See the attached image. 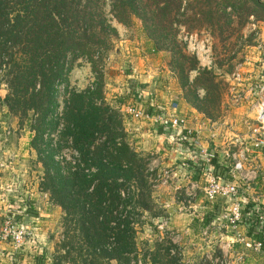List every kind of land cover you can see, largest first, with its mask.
<instances>
[{
  "label": "rangeland",
  "instance_id": "374dc122",
  "mask_svg": "<svg viewBox=\"0 0 264 264\" xmlns=\"http://www.w3.org/2000/svg\"><path fill=\"white\" fill-rule=\"evenodd\" d=\"M115 25L117 35L112 38L110 50L105 52L102 58L96 59V71L101 75L91 69L89 63L78 60L69 70L67 81L74 89L82 91L87 89L91 94L95 93L96 84L98 82L101 84L100 92L104 105L109 107L108 113L113 111L117 113L116 118L122 123L125 141L133 143L129 129L134 123L133 120L146 121L134 119L126 111L127 103L133 98L132 92L130 90L127 92L126 89L133 88L130 82L135 79L134 75H137V63L142 61L136 59L134 62V59L138 55L136 51L142 50L143 54L147 53L155 60L162 59L165 64L171 75L167 83L171 93L167 94H172L169 95L167 105L172 108L179 103L182 116L175 111L176 109L174 112L186 120L188 128L193 130L194 124L200 120L205 127H209V130L220 129L221 135H225L224 131L227 135L230 126L241 128L240 132L235 133L234 138H240L242 142L250 141L252 138L264 140V120L257 118L255 108L259 103V96L254 93L258 90V85L264 82V21L249 17L243 26L236 24L234 32L223 34L224 38L229 36L223 41L220 40L222 36L218 38L217 31L211 30L212 27L189 32L192 34H186L182 30L176 42L177 46L173 47V50H158L160 52L157 54L148 53L149 50L145 46L148 38L137 17H132L127 25ZM147 44L149 45L148 41ZM181 53L185 55L184 58L180 56ZM192 64L207 68L212 71V75L190 71L189 67ZM235 72L241 75L242 79L239 82L232 78ZM232 87L241 94L237 102L234 90H230ZM63 88L64 84H61L56 92L57 109L54 113L59 116H61L59 104L63 108L66 98V90ZM248 88H252V92L247 96ZM138 89L141 94L140 87ZM7 92L6 78L0 75V221L8 216L21 222L28 209L34 205L38 219L36 230L42 236L39 241L42 244L47 241V249L52 252L48 254L44 246H41L43 253L52 259L49 263L83 264L73 252L69 256L70 259L61 258L68 250L67 247L62 248V244L68 242L63 211L54 204L42 185L45 156L39 157L30 144L33 137L31 120L34 116L32 112L22 114L20 110L16 114L10 111L4 100ZM94 101L100 103V100ZM147 104L143 102V111L147 112ZM155 112L156 110L152 114ZM62 122L64 135L62 133L54 136L55 142L61 138L59 147L57 146V149L55 147L54 150L48 148L45 152H54L58 160L66 159L71 165L76 162V156L69 132L65 131L66 122L64 119ZM152 124L157 128L154 122ZM161 152L139 150L145 161L146 188L150 193L149 209L135 217L134 239L138 249L131 255L130 263L126 264H152L154 252L155 264H169L167 258L163 257L167 252L172 258L178 259L176 264H264V247L257 248L254 245V237L249 236L248 227L242 225L243 227L238 228L236 233L238 236L235 234L236 230L223 218V214L229 212L233 201L226 196L207 201L203 194V177L200 178L201 182L198 178L190 179L199 182V188L191 187V181L189 182L187 178V183L181 182L183 176L178 167L180 159L176 161L166 159L168 163L166 160L161 161L159 158ZM259 152L261 155L264 153V146ZM257 153H252L249 158L252 156L256 158ZM253 162L257 165V159H253ZM257 175L250 173V181L247 184L236 178L235 184L244 205H247V200L250 202L249 199L252 197L246 192L248 190L245 191V187L251 186ZM220 176L227 180L228 175L224 177L220 173ZM259 176L263 179L261 183L264 184V174ZM258 199L256 202L264 211V190ZM68 235L70 236L71 232H68ZM38 243L27 244L24 241L22 245L16 247L9 239L7 243L2 244V248L14 250L13 248L31 246L34 251L40 247ZM36 257L33 255L34 262ZM99 264L110 263L104 259Z\"/></svg>",
  "mask_w": 264,
  "mask_h": 264
},
{
  "label": "trees",
  "instance_id": "16d2710c",
  "mask_svg": "<svg viewBox=\"0 0 264 264\" xmlns=\"http://www.w3.org/2000/svg\"><path fill=\"white\" fill-rule=\"evenodd\" d=\"M134 16L154 50H173L182 30L192 34L212 27L223 41L229 37L223 34L234 32L236 24L243 26L249 17L264 21V0H0L5 104L16 114L21 110L34 116L30 144L39 157L45 156L42 185L63 211L68 242L62 248L68 250L61 258L70 259L73 252L83 264L104 259L110 264L130 263L138 249L135 217L149 209L145 161L125 141L117 113H108L101 84L91 94L67 81L78 60L97 72L96 59L110 50L117 35L115 24L127 25ZM189 70L212 75L197 64ZM61 84L66 98L63 108L59 104V116L54 112ZM63 119L76 156L71 165L54 152H45L59 147L61 138L55 142L54 136L62 135ZM246 204L245 210L253 212V205ZM243 221L249 236L264 247V225L256 230L257 216ZM163 257L169 264L178 261L169 252ZM152 258L155 264V252Z\"/></svg>",
  "mask_w": 264,
  "mask_h": 264
},
{
  "label": "crops",
  "instance_id": "0c3cea01",
  "mask_svg": "<svg viewBox=\"0 0 264 264\" xmlns=\"http://www.w3.org/2000/svg\"><path fill=\"white\" fill-rule=\"evenodd\" d=\"M147 41L149 42V45L147 44ZM145 46H147L146 48L149 50L148 53L155 52L157 54L160 52L158 50H154L152 42L148 39H146ZM136 52L138 55L135 57L134 62H136V59H142V61L137 63V75H134L135 79H132L130 84H132V87L136 85L140 87L142 91V95L140 94L142 97V102L148 103L146 105L147 112L153 113V111H155V107L153 106L158 103L163 104L168 110H170V107L167 104L169 103V95L172 94H167L171 93L170 87L167 86V83L169 81V76L171 77V75H169L167 69L165 68V64L162 62V59L155 60L153 57H151V55L147 53L143 54V50ZM132 89L133 88L128 90L126 89V91H132ZM246 94L247 96L249 95V93ZM176 111L182 116L183 113L179 110V103L176 104ZM133 121L134 123L131 127H129L132 134L131 141L133 143L129 145L136 152L146 149L151 151V153H160L162 151L161 156H159L161 161L166 159L168 161H176L178 158H186V160H188L187 162L190 164L193 163V161L195 162L203 158L201 151L211 152L214 155L213 164L211 160L209 165L211 168H213V172L218 175H220V173L224 176L228 175L227 180L234 183L237 181L236 178H240L243 180V183L247 184V182L250 181V173H257V177L255 176V180L251 183V186L247 185L245 191L248 190L246 192L252 196L251 199H249L250 202L247 200L248 204H252L253 206L257 205L260 207V204H258L256 200H259L258 197L262 195L264 190V184L261 183V180L263 179H261L259 176L260 174H264V153L261 155V153L258 152L256 158H253V156L252 158H249L247 162L244 163L243 169L239 172L234 170L233 161L228 156V154L236 152L242 146L236 145V139L234 138L235 133L240 132V130H242L241 128L237 126H230L229 133L226 135V131H224L225 135H221L219 133L220 129H218V131L209 130V127H205V125L200 123V120H197L196 124H194L195 128H193V130L198 132V134H196L198 135V143L196 146H192L189 144L188 140L178 137V135H176L178 133L176 130L165 131L161 128H155L152 122L149 120L143 122H138L136 120ZM171 135H173V139L171 138ZM243 143H245V141H243ZM253 159H257V165L254 164ZM179 170L183 176L181 178V182L187 183L188 181H191L190 179L195 178H198V181L200 180L199 182H201L200 178L202 176L200 175L199 171H190L187 169ZM186 178L189 180L187 181ZM253 192H259L260 194H253ZM217 210L219 211V209ZM241 226L239 228H241ZM36 233V238L26 242L27 244L40 242L39 239L41 234L39 232ZM38 244L40 247L35 248L34 251L31 249V246H25V248L16 250L3 247L2 252H0V264H33V255H38V253L42 250V245L44 246V250L48 251V254L52 253L47 249V241L43 244L41 242ZM46 264L50 263L48 262Z\"/></svg>",
  "mask_w": 264,
  "mask_h": 264
},
{
  "label": "built area",
  "instance_id": "2783aa9c",
  "mask_svg": "<svg viewBox=\"0 0 264 264\" xmlns=\"http://www.w3.org/2000/svg\"><path fill=\"white\" fill-rule=\"evenodd\" d=\"M234 81L239 82L242 78L239 72H235L232 75ZM258 90H255V94L259 96V103L255 105L256 113L258 115V119L261 121L264 120V82L258 85ZM230 90H234L235 101H239L241 98L240 92L236 90V88L232 87ZM132 92L133 98L127 103V113L132 116L134 119H144L150 120L154 122L157 128H161L165 131H174L176 130L178 133V137L181 139L184 138L189 141V144L192 146H196L198 143V132L196 130H192L187 127L186 120L183 117L177 115L174 112L176 107L170 108L168 110L164 105L155 104L156 112L154 114L143 111V102L141 100V95L138 87L134 86ZM252 92V88H248V93ZM176 111V110H175ZM173 139V135H171ZM175 138V135H174ZM236 145H242L236 152L228 154V156L233 161V168L237 172L243 169L244 163L247 162L249 156L252 153H257L260 151L262 146H264V140L258 138H252L250 141H245L243 143L240 138H236ZM253 149V150H251ZM203 158L197 161H193V163H188L186 158L180 159L178 163V167L180 169H187L190 171H199L200 175L204 179L203 186V194L207 201L211 202L216 200L218 197H227L230 198L233 203L229 207V212L223 214V218H225L226 222L232 227V229L236 230L241 225H245L244 219L251 218L254 214L258 218V224L256 230L261 231L262 225H264V211L258 207L257 205L253 206L252 211H246L245 206L243 204V200L241 195L239 194L237 185L234 182L228 181L225 178H222L220 175L215 174L213 172V168L210 167L209 163L213 159L214 155L211 152H202ZM191 187L200 186L199 182L191 181ZM247 186L245 187V189ZM247 203V202H246ZM37 210L34 209V205L32 208L28 209V212L25 216L22 217L21 222L16 221L11 217H3L0 221V252H2V244L7 243L9 239L13 241L18 247L22 245L24 241L28 242L29 240H34L37 236L36 224L38 223L37 219ZM222 218V217H221ZM238 235V234H236ZM239 236V235H238ZM253 237V236H251ZM254 245L259 248L262 246L261 241L254 239ZM16 250L15 248H13ZM51 257H47L46 255L38 253L36 260L33 264H46L50 262Z\"/></svg>",
  "mask_w": 264,
  "mask_h": 264
}]
</instances>
